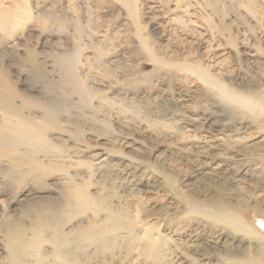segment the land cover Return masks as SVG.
Wrapping results in <instances>:
<instances>
[{
	"label": "rangeland",
	"instance_id": "rangeland-1",
	"mask_svg": "<svg viewBox=\"0 0 264 264\" xmlns=\"http://www.w3.org/2000/svg\"><path fill=\"white\" fill-rule=\"evenodd\" d=\"M242 45L256 54L251 60ZM262 57L264 0H0V106L10 98L47 140H0L4 222L25 238L55 222L46 221L54 213L63 227L85 228L90 212L64 204L76 184L128 206L110 168L87 167L100 145L133 159L136 172L160 174L171 192L201 199L224 191L240 201L227 183L198 179L180 152L178 120L185 110L233 125L244 119L264 132ZM8 124L22 125L0 110L1 132ZM137 202L134 220L161 212L142 195ZM252 224L254 235L264 234V225ZM35 249L51 260V244Z\"/></svg>",
	"mask_w": 264,
	"mask_h": 264
},
{
	"label": "bare ground",
	"instance_id": "bare-ground-1",
	"mask_svg": "<svg viewBox=\"0 0 264 264\" xmlns=\"http://www.w3.org/2000/svg\"><path fill=\"white\" fill-rule=\"evenodd\" d=\"M242 49L249 47L242 45ZM254 55L251 49L245 54L250 60ZM258 88L264 95V80ZM259 100L264 102V96ZM0 110L8 119L22 123L8 124L4 132L0 127L1 141L17 142L21 137L27 138L24 142L47 141L42 128L26 119L10 98ZM47 116L53 121L50 113ZM243 121L239 119L236 125L232 120L211 121L184 110L177 128L183 146L179 151L192 159L198 179L227 183L232 196H244L240 201L226 200L224 191L201 199L181 190L171 192L160 174L146 169L136 172L133 159L100 145L90 152L87 167L92 171L110 168L111 180L123 191L128 206L97 199L76 184L64 204L89 211L88 226L76 231L72 224L63 227L54 213L46 221L55 222L45 223L26 238L12 231L0 212V224H4L0 264H88L89 258L94 264H264V234L252 233L256 227L252 221L264 225V132ZM63 157L64 162L80 164L71 156ZM139 195L161 212L157 215L146 210L134 220L135 214L141 213ZM152 215L158 217L148 222ZM136 223L144 230L137 232ZM48 228L52 229L49 237L44 233ZM40 243L51 244L52 256L47 263L35 249Z\"/></svg>",
	"mask_w": 264,
	"mask_h": 264
}]
</instances>
